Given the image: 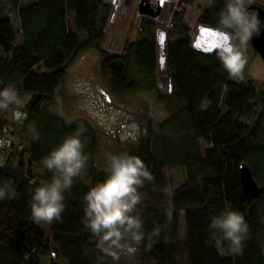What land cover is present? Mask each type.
<instances>
[{
	"label": "trees",
	"instance_id": "trees-1",
	"mask_svg": "<svg viewBox=\"0 0 264 264\" xmlns=\"http://www.w3.org/2000/svg\"><path fill=\"white\" fill-rule=\"evenodd\" d=\"M26 1L17 7L15 22L4 8L5 0H0V90L13 84L23 101L22 106L0 109V129H15L10 147L0 154V186L10 183L17 193L0 200V264H40V258L52 252L50 264H59V258L67 264H108L101 261L102 254L82 224L85 193L108 174L96 169L95 134L86 121L68 123L50 105L71 60L81 49L98 48L104 39L110 6L104 0ZM224 2L212 0L202 7L197 22L215 29ZM172 25L180 36L166 44L173 86L168 96L156 88L153 19H143L139 37L125 43L123 51H102L100 59V73L114 91H152L177 106L166 120H148L138 128L128 151L155 177L141 189L146 194L140 207L148 256L152 264H176L181 253L187 264H264V192L258 199L247 198L238 172L241 163L247 164L264 187V84L248 77L231 79L216 50L193 47L178 12L173 13ZM19 34L23 41L16 46ZM15 107L19 131L4 117ZM31 127L36 138L30 140ZM78 127L86 129L81 137L89 156L86 182L80 176L74 179L65 193L62 219L50 224L46 238L33 221L29 202L40 180L52 175L48 170L39 173L42 159ZM199 141L206 146L201 148ZM177 166L184 168V180L174 188L168 172ZM169 202L170 222L164 211ZM226 203L248 223L242 255L232 253L229 243L208 228ZM156 226L161 231L151 236Z\"/></svg>",
	"mask_w": 264,
	"mask_h": 264
},
{
	"label": "clouds",
	"instance_id": "clouds-1",
	"mask_svg": "<svg viewBox=\"0 0 264 264\" xmlns=\"http://www.w3.org/2000/svg\"><path fill=\"white\" fill-rule=\"evenodd\" d=\"M211 2V0H210ZM255 0H225L215 30L222 37L216 45V54L229 77L235 81L246 79L248 45L253 37L264 29L259 13L251 6ZM23 101L17 88L9 84L0 90V109L10 105L22 106ZM86 129L78 127L66 136L42 159V166L52 173L51 178L40 180L34 188L30 209L36 222L61 221L65 210V193L70 192L74 179L79 177L89 160L84 153L85 141L81 139ZM107 177L92 186L83 197L82 224L90 234L101 261L110 258L119 264L122 257H132L139 251L145 239L142 216L146 183L155 180L144 161L128 152L107 153ZM166 194L170 197L171 190ZM10 183L0 186V200L16 197ZM170 222L173 206L165 210ZM215 237L227 241L230 250L242 255L249 227L244 215L226 203L219 215L213 216L208 225ZM160 226L154 227L151 236L159 235Z\"/></svg>",
	"mask_w": 264,
	"mask_h": 264
},
{
	"label": "rangeland",
	"instance_id": "rangeland-1",
	"mask_svg": "<svg viewBox=\"0 0 264 264\" xmlns=\"http://www.w3.org/2000/svg\"><path fill=\"white\" fill-rule=\"evenodd\" d=\"M110 6L105 25V36L98 48L81 49L66 67V74L58 86L51 107L56 114L63 117L68 123L84 120L91 126L95 134V164L97 170L108 171L107 153L128 152L133 142L138 137V128L148 120L163 121L176 111L174 102L160 99L154 92L139 90L134 92L119 93L114 91L107 80L100 73L101 52L119 53L123 51L125 43L139 37V29L143 19H153L155 23L154 34L157 45V77L156 88L160 94L170 95L173 86L170 79V69L166 59V44L168 41L180 36L172 25V16L178 12L182 23L189 28L192 41L195 40L200 24L197 16L202 7L210 5V0H163V7L156 17L144 16L138 13L137 7L140 0H104ZM212 1V0H211ZM26 0H5L4 8L7 14L17 20V7ZM151 8L157 0H146ZM254 4L264 8V0H255ZM15 24V23H14ZM82 39V37H81ZM23 41L18 35L15 45ZM0 53L3 50L0 48ZM248 65L245 69L246 77L258 85L264 84V61L259 54L248 45ZM206 103L202 105L205 108ZM19 111L17 107L9 108L5 120L15 125L17 131L19 123L14 116ZM14 127V126H13ZM29 138L35 139L36 134L31 127ZM201 148L206 145L199 141ZM47 169L43 166L39 173ZM87 168H84L80 177L86 182ZM171 185L175 188L184 180V168L177 166L168 172ZM34 223L45 232V237L50 236V224L46 222ZM149 246L142 242L139 251L132 257H122L119 264H152L148 256ZM51 250L49 249V252ZM51 256L40 258V264H50ZM57 258H55L56 261ZM108 264H113L110 258H105ZM59 264H67L63 258L57 260ZM176 264H187L185 255L177 256Z\"/></svg>",
	"mask_w": 264,
	"mask_h": 264
},
{
	"label": "water",
	"instance_id": "water-1",
	"mask_svg": "<svg viewBox=\"0 0 264 264\" xmlns=\"http://www.w3.org/2000/svg\"><path fill=\"white\" fill-rule=\"evenodd\" d=\"M162 7L163 0H157L155 12H152L146 0H140L137 11L139 14L144 16L156 17L159 15ZM251 7L259 13L261 21H264V8L258 4H253ZM221 39L222 37L217 34L214 28L200 25L192 45L195 48L201 47L205 52H212L216 50V45ZM250 44L264 61V29H262L260 35L253 37ZM238 172L240 186L245 196L249 199H258L264 192V187L259 185V183L254 179L249 166L245 163H241L239 165ZM51 258L54 259V252H52Z\"/></svg>",
	"mask_w": 264,
	"mask_h": 264
},
{
	"label": "built area",
	"instance_id": "built-area-1",
	"mask_svg": "<svg viewBox=\"0 0 264 264\" xmlns=\"http://www.w3.org/2000/svg\"><path fill=\"white\" fill-rule=\"evenodd\" d=\"M14 133L15 129L13 127H5L0 129V154L3 153L5 149L10 147Z\"/></svg>",
	"mask_w": 264,
	"mask_h": 264
},
{
	"label": "flooded vegetation",
	"instance_id": "flooded-vegetation-1",
	"mask_svg": "<svg viewBox=\"0 0 264 264\" xmlns=\"http://www.w3.org/2000/svg\"><path fill=\"white\" fill-rule=\"evenodd\" d=\"M150 10H151L152 12H155V7H154V9L150 7ZM198 28H199V27H198ZM197 49L203 51L201 47H200V48H197ZM204 52H205V51H204ZM212 52H213V51H212Z\"/></svg>",
	"mask_w": 264,
	"mask_h": 264
}]
</instances>
